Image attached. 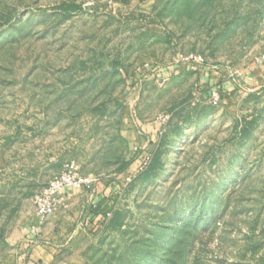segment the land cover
<instances>
[{
    "label": "rangeland",
    "instance_id": "1",
    "mask_svg": "<svg viewBox=\"0 0 264 264\" xmlns=\"http://www.w3.org/2000/svg\"><path fill=\"white\" fill-rule=\"evenodd\" d=\"M258 59L264 0H0V228L73 135L78 175L132 164L62 264H264Z\"/></svg>",
    "mask_w": 264,
    "mask_h": 264
},
{
    "label": "crops",
    "instance_id": "2",
    "mask_svg": "<svg viewBox=\"0 0 264 264\" xmlns=\"http://www.w3.org/2000/svg\"><path fill=\"white\" fill-rule=\"evenodd\" d=\"M248 84L264 81V62L254 65L246 77ZM133 134V133H131ZM120 135L123 131L120 130ZM60 142L36 143L34 150L41 161L24 165L20 183L31 185L25 193L19 195L21 203L15 209L18 220L8 228L1 226L0 238L4 242L5 252L0 256V264H62L69 254L71 242L82 231L84 224L99 219L104 215L102 209L106 194L110 190V181L120 178L132 163L123 170H114L108 177L105 174H85L93 179L92 187L68 188L62 195L61 204L40 226L38 234L31 231L36 222L34 205L29 201V194L38 192L49 180L64 169V163L79 149V140L69 136ZM147 157V156H146ZM142 156L135 160V167L144 162ZM134 162V164H135ZM113 178H112V177Z\"/></svg>",
    "mask_w": 264,
    "mask_h": 264
},
{
    "label": "built area",
    "instance_id": "3",
    "mask_svg": "<svg viewBox=\"0 0 264 264\" xmlns=\"http://www.w3.org/2000/svg\"><path fill=\"white\" fill-rule=\"evenodd\" d=\"M263 59L256 60L255 65L263 63ZM212 102L217 104L220 96L217 92L211 94ZM148 156L142 163H147ZM140 169L142 166L139 167ZM93 179L89 176L78 175L73 162L66 164L64 170L55 174L49 182L43 186L33 197V205L36 211V222L31 226V231L38 234L40 226L46 221L57 207L61 204L62 195L68 188H85L92 187Z\"/></svg>",
    "mask_w": 264,
    "mask_h": 264
},
{
    "label": "trees",
    "instance_id": "4",
    "mask_svg": "<svg viewBox=\"0 0 264 264\" xmlns=\"http://www.w3.org/2000/svg\"><path fill=\"white\" fill-rule=\"evenodd\" d=\"M129 163L130 162H125L123 165H121V167L119 168V170L125 169L129 165Z\"/></svg>",
    "mask_w": 264,
    "mask_h": 264
}]
</instances>
